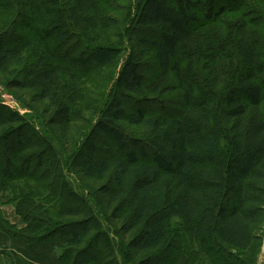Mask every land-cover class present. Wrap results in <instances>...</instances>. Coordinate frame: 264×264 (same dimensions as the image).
<instances>
[{"label":"trees","instance_id":"1","mask_svg":"<svg viewBox=\"0 0 264 264\" xmlns=\"http://www.w3.org/2000/svg\"><path fill=\"white\" fill-rule=\"evenodd\" d=\"M136 1L125 35L116 44L96 47L91 59L105 68L124 56L126 42L133 47L137 42L145 47L157 69L147 75L142 53L135 49L124 56L111 86L115 94L105 102V119L95 124L102 134L112 137L121 155L95 158L94 148L80 163L87 177L111 176V185L103 186L101 192L116 204L115 216L120 213L126 217L120 231L104 216L95 218L96 226L105 225L104 248L97 250L93 241L95 249H86V255L76 258L59 247V259L62 264H127L124 258L132 251H155L138 264H179L182 257L185 264H246L229 250H248L259 224L260 251L264 242L262 21L245 13L219 25L240 0ZM18 2L24 6L21 13L25 16L19 19L20 25L31 32L40 30L48 47V54L39 55L23 68V75L32 89L40 91L42 100H52L57 107L56 119L70 122L72 110L61 98V82L63 75L75 73L66 65L70 63L56 56L57 49L76 39L73 29L80 31L92 48L89 30L109 19L102 14L100 0ZM27 48L0 35V72L23 62ZM19 85L12 83V87ZM143 94L157 96L159 110L144 108L141 100L147 97ZM173 94H178L181 102L178 113L166 109L170 103L160 99ZM133 98L139 105L130 113L126 103ZM124 120L149 130L148 140L127 137L120 125ZM22 121L18 113L0 104V147L5 158L0 164V228L38 247L59 236H35L36 225L27 223L35 217L34 212H47L56 222L58 217L78 216L90 207L73 194L67 179L52 177L51 188L45 180L48 174H60L57 170L62 172V163L69 165L74 156H80L77 150L72 157H60L53 152L51 140L38 143L47 145L52 157L49 164L40 162L36 173L47 166L50 169L44 177L31 174L32 162L21 150L23 143L36 144L27 143V137L15 131H3L7 124ZM11 165L21 171L20 175L10 177ZM19 177L31 183L8 185ZM83 192L89 193L87 189ZM50 197L55 203L47 202ZM74 200L82 203L81 211ZM8 204L14 205L25 227L18 228L4 217L1 207ZM54 209L59 213L54 214ZM83 231L85 236L89 233L87 227ZM133 231L123 246L120 235L125 238ZM70 234L69 243L78 244L82 234L74 230Z\"/></svg>","mask_w":264,"mask_h":264},{"label":"rangeland","instance_id":"2","mask_svg":"<svg viewBox=\"0 0 264 264\" xmlns=\"http://www.w3.org/2000/svg\"><path fill=\"white\" fill-rule=\"evenodd\" d=\"M99 3L102 14L109 20L104 25L101 23L96 29L89 30V35L94 42L92 48L86 45L80 36V31L73 29L76 39H72L67 47H59L56 52V56L60 57L64 63H70V65H66L75 73L74 75H63L61 82L63 87L60 92L61 98L65 100L72 110L70 122H67L56 119L57 107L53 106L52 100H42L40 91L32 89L27 84L28 80L23 75V68L28 63L35 61L39 55L48 54V47L44 43L43 34L40 30L38 32H31L32 30L20 25L19 19L25 18V16L21 13L24 6L22 8V4L18 0H0V35L11 44H22L28 47L25 50L23 62L0 72V104L14 110L23 118L22 122L7 124L5 127L7 130L5 129L3 131H9V133L15 131L18 134L24 135L25 139L27 137V143L31 141L36 144L33 147L30 144L25 145L23 143L22 147H24V150H21L22 155L32 162L30 168L31 174L36 173L40 162L49 164L52 157V151L47 148V145L45 148L44 145L40 146L38 143L45 144L46 139L51 140L53 142V152L60 154V157L65 155L72 157L77 150L80 156H74L71 160L68 159L70 160L68 162L69 165L62 163V172L61 168L60 171L57 170L60 173L58 175L56 174L57 176H55V172L52 175L48 174L49 166L38 169L36 175L40 176L42 174V177H44L45 174H48L49 177L47 176L45 180L49 188L53 186V182H51L52 177L60 176V180L62 181L67 179L69 183L67 185L73 194L80 197L90 207V209L87 208L81 211L82 203L74 200L78 206L77 209L81 211V214L78 216L65 215L58 217L57 221L54 222L47 212L36 211L34 212L35 217L32 220H28L27 223L29 222V225H36L37 231L34 233L35 236L45 233L46 235L59 236L54 238L61 240V243L57 244L58 249L60 247L64 251L73 252L72 257L76 256V258L82 257L84 254L86 255V249H95V244H98L97 250L103 249L107 244L102 236L106 232L105 225L101 223L103 228L96 226L94 222L95 218L101 216L102 219V216H104L110 226L116 231H120L126 217L125 214L120 213L115 216L116 204L111 203L110 199L101 192L103 186L111 185V176L106 175L104 178H90L86 176L80 167V163L83 160L82 156H85L89 151H93L94 148L97 152L95 158H110L113 155H121L112 137L102 134L95 127L98 119H105L103 110L106 100L115 94V88H111V86L115 82V78L121 69L122 63L120 62H123L124 56H127L131 52V49H135L142 53L143 70H145L147 75L152 73L150 70L157 69L153 59L148 56L144 49L145 47H139L137 42L134 44V47L132 43L131 47V44L126 42L128 48L123 52L124 56L105 68H100L93 62L91 54L95 51L96 47L116 44L118 39L125 35L124 29L128 26L130 15L134 13L137 1L100 0ZM239 3L233 8L234 12L226 13L218 24L224 25V23L236 18L240 14L249 13L258 16L259 20L261 19L262 21L259 27L261 33L259 48H261V52L264 54V0H240ZM17 16L18 21L16 20ZM79 54L83 56V59H80ZM13 82H18L21 85L12 87ZM64 87H66L65 90ZM178 94L165 95L160 98L170 103H167L169 105H167L168 107L166 109L173 113H178L180 110L179 105H181V102ZM141 96L147 97L141 100V102L145 103L142 105L144 108L149 106L152 110H159L157 103L159 98L157 96L147 94ZM137 100L135 98L127 100L126 109L128 112L131 113L135 108H138L139 104H137ZM120 125L127 137L141 139L143 142L148 140L149 130L134 126L128 120L121 121ZM80 138H84V140L78 143ZM1 151L2 149L0 147V164L3 165L5 158L1 155ZM8 168L11 171L10 177H16L17 173L20 175L21 171L17 167L11 165ZM28 183H31L28 179L19 177L11 183H8V185L18 186L19 184L25 186ZM83 189H87L90 194L88 192L84 193ZM47 202L51 204L55 203L53 197H50V200H47ZM53 211H55L54 214L59 213L55 209ZM23 223L25 227L26 222L24 221ZM176 224L177 222L175 221L173 225L175 226ZM260 225H257L253 230L255 240L248 250H245V252L229 250L234 255V258L242 262L244 261L246 264H264V242L262 250L260 251L261 243L259 237L262 234ZM86 227L89 229V233L85 236L83 235V230ZM72 230L82 234L80 242L76 245L69 243L72 239L70 234ZM179 230V227H177V232ZM134 234L135 231L129 233L125 238L120 235L121 244L123 246L127 244ZM93 241H95V244ZM153 255H155V251L146 253L132 251L129 258H124V260L127 264H138L140 260ZM108 259H110L109 256Z\"/></svg>","mask_w":264,"mask_h":264},{"label":"crops","instance_id":"3","mask_svg":"<svg viewBox=\"0 0 264 264\" xmlns=\"http://www.w3.org/2000/svg\"><path fill=\"white\" fill-rule=\"evenodd\" d=\"M1 210L10 224L24 227L14 205H4ZM58 243H61L60 239H51L34 247L27 239L8 235L0 228V264H62L56 246ZM179 264H185V257Z\"/></svg>","mask_w":264,"mask_h":264}]
</instances>
